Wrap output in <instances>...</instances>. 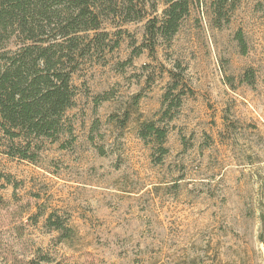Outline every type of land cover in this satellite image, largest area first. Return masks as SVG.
Returning a JSON list of instances; mask_svg holds the SVG:
<instances>
[{"label":"rangeland","instance_id":"rangeland-1","mask_svg":"<svg viewBox=\"0 0 264 264\" xmlns=\"http://www.w3.org/2000/svg\"><path fill=\"white\" fill-rule=\"evenodd\" d=\"M164 7L107 11L82 34L106 36L78 58L64 130L36 159L6 154L0 132V264H264V0L221 21L191 0L151 42Z\"/></svg>","mask_w":264,"mask_h":264},{"label":"trees","instance_id":"trees-1","mask_svg":"<svg viewBox=\"0 0 264 264\" xmlns=\"http://www.w3.org/2000/svg\"><path fill=\"white\" fill-rule=\"evenodd\" d=\"M159 1L0 0V132L10 141L5 153L34 160L40 140H58L64 130V114L75 102L72 75L78 58L87 54L94 42L101 46L106 36L103 33L102 38H90L82 34L97 31L107 11L126 21L141 20L147 7L155 10ZM161 1L165 5L162 16L150 19L146 27L151 42L159 36L170 40L190 12L191 0ZM238 1L212 0L217 19L226 18ZM11 37L20 42L15 49L5 46ZM177 87L175 81L165 100ZM184 94L180 91L176 108ZM171 108L165 112L168 114ZM140 135L152 136L161 144L167 131L147 122ZM6 264L40 263L31 259Z\"/></svg>","mask_w":264,"mask_h":264}]
</instances>
